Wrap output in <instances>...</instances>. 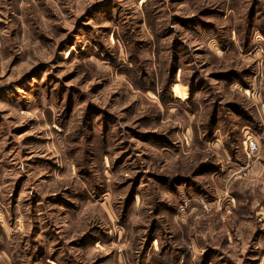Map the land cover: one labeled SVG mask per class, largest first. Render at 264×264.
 <instances>
[{
  "label": "rangeland",
  "instance_id": "1",
  "mask_svg": "<svg viewBox=\"0 0 264 264\" xmlns=\"http://www.w3.org/2000/svg\"><path fill=\"white\" fill-rule=\"evenodd\" d=\"M263 60L264 0H0V264H264Z\"/></svg>",
  "mask_w": 264,
  "mask_h": 264
},
{
  "label": "built area",
  "instance_id": "2",
  "mask_svg": "<svg viewBox=\"0 0 264 264\" xmlns=\"http://www.w3.org/2000/svg\"><path fill=\"white\" fill-rule=\"evenodd\" d=\"M264 64V60H263ZM246 149L248 150L249 154H254L255 152L258 151V143L254 138H248L247 141L245 142Z\"/></svg>",
  "mask_w": 264,
  "mask_h": 264
}]
</instances>
